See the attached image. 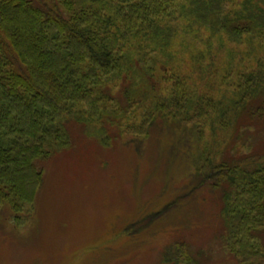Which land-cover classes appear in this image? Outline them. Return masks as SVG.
<instances>
[{
  "label": "trees",
  "instance_id": "obj_1",
  "mask_svg": "<svg viewBox=\"0 0 264 264\" xmlns=\"http://www.w3.org/2000/svg\"><path fill=\"white\" fill-rule=\"evenodd\" d=\"M71 124L105 147L139 151L157 129L192 141L183 192L216 196L229 263L264 264V0H0V208L14 227ZM176 202L123 231L152 229ZM179 238L157 261L204 264Z\"/></svg>",
  "mask_w": 264,
  "mask_h": 264
},
{
  "label": "rangeland",
  "instance_id": "obj_2",
  "mask_svg": "<svg viewBox=\"0 0 264 264\" xmlns=\"http://www.w3.org/2000/svg\"><path fill=\"white\" fill-rule=\"evenodd\" d=\"M224 54L219 51L213 57L215 66ZM244 125L241 136L248 132ZM155 131L137 151L135 144L122 142L105 147L69 125L70 145L41 162L43 183L32 207L23 210V224L14 227L9 208H0V264H99L104 250L105 257L117 255L115 264H161V245L179 237L204 264H232L216 238L223 229L216 219V196L202 200L207 194L183 192L184 168L191 163L185 155L193 142L170 130ZM225 131L219 128L216 136L228 133L226 140L231 131ZM212 135L206 134L210 144ZM243 139L247 145L253 141L244 137L234 142ZM257 139L264 148L262 135ZM240 150L249 152L244 146ZM172 200L177 202L166 221L133 236L123 231L141 214Z\"/></svg>",
  "mask_w": 264,
  "mask_h": 264
}]
</instances>
